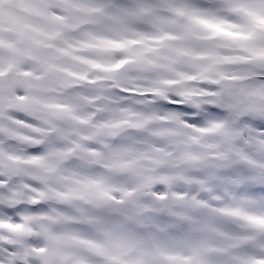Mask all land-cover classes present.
Returning <instances> with one entry per match:
<instances>
[{"label":"clouds","instance_id":"9594fccd","mask_svg":"<svg viewBox=\"0 0 264 264\" xmlns=\"http://www.w3.org/2000/svg\"><path fill=\"white\" fill-rule=\"evenodd\" d=\"M137 3L111 0L113 6L98 14L75 10L69 22L76 27L65 30V38L87 39V32L115 36L107 30V25L113 23L111 17L120 15L115 5L135 8ZM147 6L149 13L128 17L138 30L155 35L178 32V24L183 21L170 10L169 0H147ZM0 15L6 19L23 13L14 3H5ZM221 51L234 54L227 47ZM76 57L91 60L99 67ZM122 59H127L124 52H104L97 41H91L90 47L74 48L70 54L59 56L57 64L62 70L36 82L38 87L25 92L23 101L18 97L11 101L21 107L10 109V115L32 120L44 132L38 144L0 134L2 211L15 221L0 225V244L12 243L19 252L39 248L38 255L51 257L55 264H106L104 257L96 255L84 241H95L115 252V239L138 233L143 237L141 248L150 249V220L175 222L177 218L170 212L198 220L207 212L198 201L232 205L235 196L245 201L242 206L247 212L264 215V192L251 195L246 191L255 185L264 186V182L251 179L264 177V132L257 131L264 126V111L254 110L256 105L264 107V96H240L242 108L237 110L212 106L221 101L228 105L233 102L231 97L207 94L209 89L222 92L213 83L223 79L221 74L238 72L245 66L218 63L204 71L194 65H210V59L186 57L166 73L169 82L154 85V74L131 72L128 63L115 68V62ZM35 70L41 71L38 67ZM121 72L127 73V79L119 78ZM179 73H187L190 78H181ZM149 90L151 95L147 94ZM186 90H193L190 97L180 95ZM30 97L40 102L32 103ZM176 104L184 108L173 107ZM163 112H180L179 121L162 122ZM188 115L198 118L202 127L214 118L222 122V127L198 132L186 118ZM141 116L154 118L136 127L143 122ZM2 123L17 135L32 134L16 128L12 120ZM161 128L172 134H154ZM37 151L43 160L34 163L30 156ZM241 153L254 163L241 160ZM238 175L248 178L247 182H228V178ZM217 196L222 199L215 200ZM246 198L255 203H248ZM25 216L33 219L25 220ZM138 220L145 225L138 224ZM218 223L226 231L253 237L243 249L245 254L264 256V247L259 246L264 242V230L229 217L220 218ZM192 227L193 223L186 221L170 231L180 240ZM196 235L215 243L211 232ZM210 257L215 259L216 254L210 253ZM28 264H42V260L30 257Z\"/></svg>","mask_w":264,"mask_h":264},{"label":"snow or ice","instance_id":"6c2138e0","mask_svg":"<svg viewBox=\"0 0 264 264\" xmlns=\"http://www.w3.org/2000/svg\"><path fill=\"white\" fill-rule=\"evenodd\" d=\"M5 3H14L23 15H9L6 19L0 15V134H8L33 144L39 143L44 129L32 120L22 119L20 115H10V109L21 107L11 101L17 97L23 101L25 92L38 87L36 82L62 70L57 64L59 56L70 54L74 48L90 47L91 41H97L104 52L114 49L124 52L127 59L115 62L114 67L119 68L120 65L128 63L131 72L154 74V85L169 82L166 73L173 71L175 64L186 57L210 59L213 62L210 65H194L204 71L211 70L213 65L218 63L244 65L242 70L223 73V79L213 81L221 87L222 92L209 89L207 94L214 98L228 96L233 101L228 105H223L222 101L213 103V107L240 110V96H264V0H169L170 10L180 17L183 23L178 24V32H167L164 35L138 30L128 20V17L151 11L147 0H138L135 8L115 5L120 9V15L112 16L113 23L107 25V30L114 32L115 36L105 37L87 32V39L79 41L65 38V30L76 27L69 22L73 12L82 10L91 14L103 13L113 6L111 0H0V12ZM237 17L239 19H236ZM62 40L63 44L57 43ZM176 40L182 43H166ZM225 47L230 48L234 54H224L221 50ZM76 59L93 64V61L83 57ZM93 66L99 67L96 64ZM37 67L41 71H36ZM178 75L184 79L190 78L187 73ZM119 78L127 79V73H119ZM79 79L84 77L79 76ZM229 80L231 82H228ZM151 91L147 94L151 95ZM192 91L186 90L180 95L190 97ZM30 99L32 103L40 102L37 97ZM175 106L177 109L184 108L182 104ZM254 110L264 111V107L256 105ZM240 114L243 115V112ZM180 115V112H163L162 122L168 119L179 121ZM153 118L141 116L143 122L135 126L143 127ZM186 118L198 132L222 127L219 119H210L208 126L202 127L194 115H188ZM4 120H12L16 128L30 130L32 134L17 135L14 129L3 126ZM257 131L264 132V127L258 128ZM154 134L172 133L167 128H161ZM240 156L241 160L249 164L254 163L243 153ZM30 160L39 163L43 157L37 151L31 154ZM247 179L238 175L228 178V182L239 185L247 182ZM251 179L258 183L264 182V177ZM214 199L220 201L222 198L217 196ZM232 200L236 203L226 205L198 201L199 207L207 209L198 220L178 212H170V215L177 218L175 222L152 218L147 225L153 229L147 234V238L153 242L150 249L141 248L143 237L138 233L115 239V252L95 241L84 243L96 255L104 257L106 264H264V256H250L243 251L248 241L253 239L252 236L239 231H226L219 226L220 218L229 217L264 230V215L247 212L242 206L244 200H238L235 196ZM246 200L248 203H255L251 198ZM32 203L35 205L36 202ZM3 206L4 201L0 199V225L15 223L2 211ZM24 219L30 220L33 217L25 216ZM186 221L192 222L193 227L188 230L184 239L178 240L170 230L179 228ZM136 222L141 226L145 225L142 220ZM0 231L3 229L0 228ZM200 232L213 233L215 243L197 236ZM259 246L264 247V242H259ZM137 249H140L138 255L130 257L129 253ZM40 251L35 248L19 252L12 243L0 244V264H28L30 257L42 260V264H55L51 257H40ZM230 251V255H225ZM210 253H215L216 258H211ZM74 264H85V261H76Z\"/></svg>","mask_w":264,"mask_h":264},{"label":"rangeland","instance_id":"374dc122","mask_svg":"<svg viewBox=\"0 0 264 264\" xmlns=\"http://www.w3.org/2000/svg\"><path fill=\"white\" fill-rule=\"evenodd\" d=\"M260 187H261V186H259V185H255V186H252V187H251V190H252V188H255V189L257 188V189L260 190V189H261ZM263 191H264V190H263Z\"/></svg>","mask_w":264,"mask_h":264}]
</instances>
